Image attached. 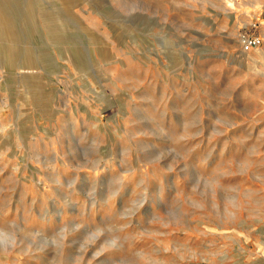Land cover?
<instances>
[{
	"label": "rangeland",
	"instance_id": "obj_1",
	"mask_svg": "<svg viewBox=\"0 0 264 264\" xmlns=\"http://www.w3.org/2000/svg\"><path fill=\"white\" fill-rule=\"evenodd\" d=\"M0 264H264V0H0Z\"/></svg>",
	"mask_w": 264,
	"mask_h": 264
},
{
	"label": "built area",
	"instance_id": "obj_2",
	"mask_svg": "<svg viewBox=\"0 0 264 264\" xmlns=\"http://www.w3.org/2000/svg\"><path fill=\"white\" fill-rule=\"evenodd\" d=\"M260 43V38L254 35L248 34L246 31L240 35V46L243 50H248Z\"/></svg>",
	"mask_w": 264,
	"mask_h": 264
}]
</instances>
